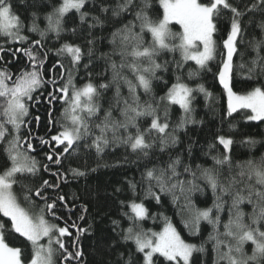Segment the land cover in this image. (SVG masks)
Here are the masks:
<instances>
[{
  "label": "snow or ice",
  "instance_id": "6c2138e0",
  "mask_svg": "<svg viewBox=\"0 0 264 264\" xmlns=\"http://www.w3.org/2000/svg\"><path fill=\"white\" fill-rule=\"evenodd\" d=\"M88 2L89 0H61L45 15L46 27L41 29L39 17L35 12L31 14V20L26 26L24 20L14 11L11 0H0V37H3L5 42L20 45L28 43L29 37L24 34L25 28L27 32L39 36V39L31 41L30 47H17L12 53L15 57L16 53L22 52L27 57L30 70L24 69L15 75L6 69L0 70V143L6 144L3 149L6 158L0 173V264H25L22 248L9 245L5 237L6 231L17 235L30 245L31 256L27 264H55L54 257L57 252L65 264L83 256L77 246L79 235L73 244L76 251H70L64 240L71 235L69 226H59L45 218L47 214L59 219L53 211L56 208L55 202L48 203L42 191L36 190L35 195L45 199V207L40 210V215L33 216L21 206L13 190L14 185L19 183L27 193L32 192L31 188L23 184V180L26 175H34L38 171V162L28 154L34 149L26 139L23 140L26 150H22V137L19 133L21 127L27 123L25 118L29 115L28 102H40L34 93L45 83L56 86L55 90L49 93L48 103L62 100L66 105L63 115L68 122L62 124V130L51 137L55 147H63L59 153L47 155L49 161L61 164V157L71 154L77 146L94 150L97 156H102L110 147L123 146L131 153L147 159L155 148L165 152L169 146L176 145V131L184 129L188 124L203 123L194 119V104L197 94L208 100L212 93L207 91L203 84L192 87L187 83L184 78V66L189 61L195 65V68H189L186 72L188 81L197 79L201 71L209 70L208 64L215 58L217 50L214 36L218 31V22L230 14V30L223 39L221 65L216 73L227 96L226 114L232 117L240 110H247L246 120L264 121V86L253 87L244 94L233 90L234 68H245L244 63L238 66L234 63V56L240 54L239 44L245 30L243 18L248 13H264V0H253L243 8L233 0H159L163 15L156 20L147 12L151 7L150 0H140L139 4L136 0H117L114 7L103 6L100 11L104 14L110 12L114 18L132 13L134 19L111 33L109 43L113 46L112 53L106 56L112 71L111 81L96 85L89 80L83 87H76L73 83V72L79 69L84 52L79 45L67 42L56 50V54L67 57L70 67L58 62L50 69H61L59 79L63 80L66 75V82L58 84L55 78L45 81L42 77L47 60V50H42L45 39L49 33L55 34L57 39L60 38L61 33L65 31V17L70 12L79 15L81 24L87 22L90 13L82 10ZM103 23L99 16H91L88 28L91 30L103 26ZM171 24L179 25L181 31L173 32L169 27ZM259 27L264 32V22H261ZM71 31L75 33L76 28ZM145 34L150 36V41L145 40ZM87 43L93 45L94 40L89 39ZM254 47L257 59H254L248 68L246 79L249 80L252 79L257 66L264 74V57L259 55L260 46ZM2 52L4 48L0 46V53ZM164 52L180 54V59L173 61L175 75L170 84L164 76L158 74L170 70L167 60L164 63L157 60ZM88 55H92L91 47ZM240 55L243 59L242 54ZM113 56L120 58L119 63L112 59ZM84 67L87 68L88 65ZM125 70L131 74V78L125 74ZM154 81L166 86L163 95L155 94ZM121 83L128 88L127 97L121 94ZM110 87L115 88L113 104H110L101 118L100 90ZM139 90H142L148 99L142 100ZM114 107L118 109L120 118L113 116ZM174 107H178L181 115L173 127L171 115ZM93 118H97L99 122ZM36 119L39 120V117ZM142 120H147L148 123L142 125ZM8 125L11 126L10 129ZM40 139L41 144L49 143L42 137ZM233 143L230 137L217 135L215 143L209 145L210 151L217 145L222 146L221 155L212 156L214 167L201 168L197 165L198 176L196 171L185 165L183 173L188 174L191 179H181L182 173L178 171L181 164L179 157L170 160L165 167H145L141 174L142 181L147 185L144 199H152L160 204L161 194L170 195L172 204L176 207L177 214L182 216L184 228L189 230L190 235H200L201 222H206L212 230L207 239L199 245L183 239L168 217L164 218L162 230H145L142 222L150 218L148 208L144 203L133 200L127 205L131 214L125 213V216L130 221V226L122 229V241L134 246L135 252L141 256L142 264H193L194 254L205 253L209 243L216 254L214 264H264V159L259 162L248 160L235 165L240 169L236 175L241 179L229 175L222 181V169L225 166L229 173L232 172L233 164L228 153ZM70 172L74 177L86 175L85 171L77 168H70ZM244 177L249 181L255 178V182L245 183ZM199 179H202L212 192L211 207H197L192 199L196 192H204V188L196 182ZM44 185L58 186L49 185L48 181H44ZM129 187L133 195H136L137 185L130 183ZM224 197L231 199L226 222L221 220V213L227 203ZM28 198V195H25V199ZM58 199L64 201L65 197L59 196ZM244 203L252 205L251 213L242 210L241 205ZM113 224L119 227L117 221H113ZM71 227L77 226L73 223ZM83 231L78 228V233ZM45 240L46 243H42ZM125 264H132L131 256Z\"/></svg>",
  "mask_w": 264,
  "mask_h": 264
},
{
  "label": "trees",
  "instance_id": "16d2710c",
  "mask_svg": "<svg viewBox=\"0 0 264 264\" xmlns=\"http://www.w3.org/2000/svg\"><path fill=\"white\" fill-rule=\"evenodd\" d=\"M60 2L61 0H11L14 11L20 15L26 26L31 20V14L35 12L39 17L38 23L41 29L46 27L45 15ZM203 2H207V0H203ZM233 2L243 8L245 5H250L253 0H233ZM116 3L117 0H89L85 9L82 10L89 12L90 17L99 16L104 21L103 26H97L90 30L88 28L90 17L87 22L81 24L79 15L70 12L65 17V31L61 33L60 38L57 39L55 34L49 33L42 49L47 50V60L42 71V77L45 81H51L50 76L53 74L58 84L66 82V75L63 80L59 79L61 69L57 68L53 72L50 70L58 62H62L65 67H70L67 57L56 54V50L65 42L79 45L84 52L79 69L73 72L75 85L81 87L89 80L96 85L111 81L112 71L109 67V61L106 59V56L111 55L113 48L109 43L111 33L134 19L132 13H125L119 18H114L110 12L104 14L100 11L101 7H114ZM136 3L139 4L140 0H136ZM150 3L151 7L147 9L149 16L153 20L162 18L163 10L160 8L159 0H150ZM261 22H264V13L260 11L248 13L243 18L245 30L242 42L239 44V53L242 54L243 59H241L240 54L234 56L235 65L245 64L244 69L234 68L233 90L238 94H244L253 87L264 86V74L261 73L259 66L253 72L252 79H246L251 62L257 59V51L254 46H260L259 55L264 57V32L259 27ZM72 28H76L75 33L71 31ZM170 28L173 32L181 31L179 25L176 24ZM229 30L230 14L218 22V31L214 36L217 42V50L215 58L208 64L209 70L201 71L197 79L188 81L186 72L189 68H195V65L189 61L184 66V78L187 83L192 87L203 84L206 90L212 93L208 100L203 95L197 94L193 115L195 120L203 121V123L188 124L184 129L176 131L175 135L178 137L176 145L169 146L165 152H160L158 148H155L147 159L131 153L123 146L110 147L102 156H97L94 150L77 146L75 151H71V154H64L61 157V164L57 165L53 161H49L47 155L59 153L63 147H55L51 137L62 130V124H67L63 118L66 105L60 99L54 100L55 103H48L49 93L53 92L56 87L51 83H45L34 93L40 102L29 101V115L25 118L27 123L21 127L19 134L22 137V150H26V145L23 144L25 139L34 145V153L30 151L28 154L38 162V171L34 175H26V179L23 180V184L32 189L31 193H27L26 189L19 183L14 185L13 190L21 206L31 214H40V210L45 207V199L36 196V190L42 191V195L48 203L55 202L56 208L53 211L59 219L47 214L45 218L59 226H69L71 235L65 237L64 240L70 251H76L73 244L76 241V236L79 235L77 246L83 253L79 260L73 259L67 264H125L130 256L132 264H142L141 256L135 252L134 246L122 241V229L130 226V221L125 216V213L131 214L127 205L133 200L144 203L148 208L150 218L142 222V227L145 230H162L165 223L164 218L168 217L187 242L199 245L207 239L212 230L211 226L206 222H201L200 235H190L189 230L184 228L183 218L177 214V209L172 204L170 195L161 194L160 204L152 199H144V190L147 185L142 181L141 174L145 171L146 166L165 167L170 160L179 157L181 164L178 171L182 173L181 179H191L188 174L183 173L185 165L190 166L199 176L197 165H200L201 168H213L212 156L221 155L222 146L217 145L215 149L209 150V145L215 143L217 135H225L234 141L231 151L228 153L233 164L232 172L229 173L227 166H225L222 169V181L226 180L229 175L241 179L236 175L240 169L236 168L235 165L248 160L259 162L264 159V121L246 120L247 110H240L234 113L232 117H228L226 114L227 96L216 73L221 65L223 39L226 38ZM24 34L29 37V42L21 45V47H30L31 41L39 39L37 34L27 32V28H25ZM89 39L94 40L93 45L87 43ZM145 40L150 41L148 34H145ZM170 43H178V41H171ZM19 45L7 43L3 37H0V46L4 48V52L0 53V57H2L0 58V70L6 69L13 74H18L24 69L30 70L29 62L22 52L16 53L15 57L12 54ZM89 47L92 48L91 56L88 55ZM112 59L119 63L120 58L118 56H113ZM179 59V52H164L157 58L159 63H164L166 60L169 62V72L158 73L164 76L169 84L173 82L175 75L173 61ZM84 65H88V67L85 68ZM125 74L131 78V74L127 73L126 70ZM153 88L157 96L163 95L166 91V86L159 81H154ZM100 91V117L102 118L104 111L109 108L110 104H113L115 88L110 87ZM56 94L57 96L60 95L58 92ZM121 94L124 97L128 96V88L123 83H121ZM139 95L142 100L148 99L142 90H139ZM180 115L178 107H174L171 115L173 127ZM113 116L120 118L119 111L115 107L113 108ZM37 117L39 120L36 119ZM93 119L99 122L97 118ZM147 123V120L141 121L142 125ZM7 127L11 128L10 125ZM41 137L49 143L41 144ZM247 141H254V143ZM82 144L83 142H81ZM5 146V143H0V173L3 171L4 159L6 158L3 151ZM70 168L85 171L86 175L74 177ZM243 180L245 183L255 182V178L249 181L247 177H244ZM44 181H48L49 185L58 186L46 187ZM196 182L204 188V192L203 194L200 192L193 194V201L197 207H211L213 195L210 188L202 179ZM130 183L137 185L136 195H133L129 187ZM25 195L29 197L27 200ZM59 196H64V201H60ZM224 199L227 203H225L224 211L221 213V220L226 222L231 199L230 197H224ZM241 208L245 213L252 211V205L247 203L242 204ZM81 216L83 219H80ZM151 217H155V219ZM113 221H117L119 227L115 226ZM73 223L77 227H71ZM78 228L84 231L78 233ZM5 237L10 246L22 248L23 258L27 264L31 256L30 245L8 231L5 232ZM206 249L207 251L203 254H194L193 264H214L216 254L212 251V245L207 244ZM63 263L64 261L57 252L55 264Z\"/></svg>",
  "mask_w": 264,
  "mask_h": 264
},
{
  "label": "rangeland",
  "instance_id": "374dc122",
  "mask_svg": "<svg viewBox=\"0 0 264 264\" xmlns=\"http://www.w3.org/2000/svg\"><path fill=\"white\" fill-rule=\"evenodd\" d=\"M172 25H174V24H171L169 27H171ZM171 42V41H170ZM76 87H78L79 88V86H77V85H75ZM81 87H83V86H81ZM66 107V106H65ZM63 118H65L64 116H63ZM66 123H68L67 121H66ZM31 214V213H30ZM33 216H38V215H40V214H37V213H34V214H32ZM42 243H46V240L45 241H42ZM54 247H55V245H54ZM54 260H55V257H54Z\"/></svg>",
  "mask_w": 264,
  "mask_h": 264
},
{
  "label": "flooded vegetation",
  "instance_id": "af4514ba",
  "mask_svg": "<svg viewBox=\"0 0 264 264\" xmlns=\"http://www.w3.org/2000/svg\"><path fill=\"white\" fill-rule=\"evenodd\" d=\"M16 44H18V43H16ZM19 45V44H18ZM19 47H21V45H19ZM20 53V52H19ZM18 53V54H19ZM23 56H24V54H23ZM25 58H27L26 56H24ZM53 72V71H52ZM13 74V73H12ZM15 75V74H14ZM51 79L50 80H52L53 78H54V75L52 74L51 76ZM39 90V89H38ZM29 103V102H28ZM53 103H55V102H53ZM55 143V142H54ZM33 145V144H32ZM43 145H45V144H43ZM33 149H34V145H33ZM32 153H34V151H32ZM63 264H65V262L63 263Z\"/></svg>",
  "mask_w": 264,
  "mask_h": 264
}]
</instances>
